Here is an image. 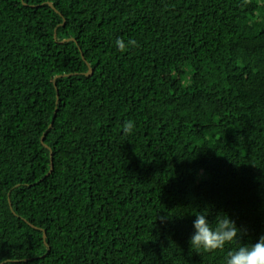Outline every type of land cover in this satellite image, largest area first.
Segmentation results:
<instances>
[{
	"label": "trees",
	"instance_id": "trees-1",
	"mask_svg": "<svg viewBox=\"0 0 264 264\" xmlns=\"http://www.w3.org/2000/svg\"><path fill=\"white\" fill-rule=\"evenodd\" d=\"M198 214L238 236L191 248ZM261 236L264 0H0V264H226Z\"/></svg>",
	"mask_w": 264,
	"mask_h": 264
},
{
	"label": "clouds",
	"instance_id": "clouds-1",
	"mask_svg": "<svg viewBox=\"0 0 264 264\" xmlns=\"http://www.w3.org/2000/svg\"><path fill=\"white\" fill-rule=\"evenodd\" d=\"M116 45L120 51H125L126 47H136L135 40H129L127 45L123 39H117ZM134 128V121H126L123 125L125 135L130 134ZM195 232L190 238L191 248L214 251L224 248L227 242L233 241L239 229L234 221L226 215L217 217L216 227L213 229L206 219L205 214L196 215L194 221ZM226 264H264V236L258 242L250 246H241L236 251L228 253Z\"/></svg>",
	"mask_w": 264,
	"mask_h": 264
},
{
	"label": "water",
	"instance_id": "water-1",
	"mask_svg": "<svg viewBox=\"0 0 264 264\" xmlns=\"http://www.w3.org/2000/svg\"><path fill=\"white\" fill-rule=\"evenodd\" d=\"M47 5L50 7V8H52V9H54V7H53V5H52V3H50V2H47ZM55 10V9H54ZM61 16V15H60ZM62 26L64 25V20L62 21V24H61ZM53 39H54V41H56V34L54 33L53 34ZM67 42H75V40L74 39H63V40H61V41H59V44H63V43H67ZM81 57H82V60L83 61H85L84 59H83V56L81 55ZM86 66H87V72L85 73V76L86 77H89V76H91V74H92V70H91V68L89 67V65L86 63ZM67 76H70V75H58V76H56V77H54L53 78V86H54V88H55V91H56V99H57V90H56V84H55V80L56 79H58V78H63V77H67ZM51 125H52V123L49 125V127H51ZM40 141H41V143H42V138L40 139ZM43 144V143H42ZM43 146H44V148H46V149H48V147L46 146V145H44L43 144ZM49 156H50V167H49V170H48V172H47V174H46V176H48L51 172H52V169H53V164H52V154H51V152H50V154H49ZM9 206H10V203H9ZM30 226H32V225H30ZM43 239H45V234L43 233Z\"/></svg>",
	"mask_w": 264,
	"mask_h": 264
}]
</instances>
